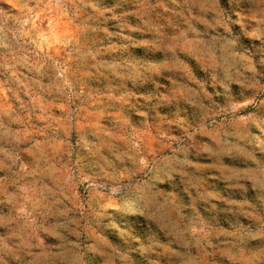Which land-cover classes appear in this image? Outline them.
Segmentation results:
<instances>
[{
  "label": "rangeland",
  "instance_id": "1",
  "mask_svg": "<svg viewBox=\"0 0 264 264\" xmlns=\"http://www.w3.org/2000/svg\"><path fill=\"white\" fill-rule=\"evenodd\" d=\"M0 264H264V0H0Z\"/></svg>",
  "mask_w": 264,
  "mask_h": 264
}]
</instances>
